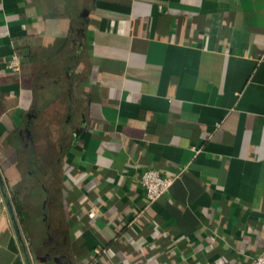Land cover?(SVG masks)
I'll list each match as a JSON object with an SVG mask.
<instances>
[{
    "label": "crops",
    "instance_id": "obj_1",
    "mask_svg": "<svg viewBox=\"0 0 264 264\" xmlns=\"http://www.w3.org/2000/svg\"><path fill=\"white\" fill-rule=\"evenodd\" d=\"M0 178V264H250L264 0H0Z\"/></svg>",
    "mask_w": 264,
    "mask_h": 264
},
{
    "label": "built area",
    "instance_id": "obj_2",
    "mask_svg": "<svg viewBox=\"0 0 264 264\" xmlns=\"http://www.w3.org/2000/svg\"><path fill=\"white\" fill-rule=\"evenodd\" d=\"M20 65L21 61H19V58L13 53L8 58L5 68L7 71L15 73L19 71ZM139 175L138 184L148 204L166 195L173 182V178L152 168H147V170L142 171ZM89 215H91V213ZM250 264H264V251L251 257Z\"/></svg>",
    "mask_w": 264,
    "mask_h": 264
},
{
    "label": "water",
    "instance_id": "obj_3",
    "mask_svg": "<svg viewBox=\"0 0 264 264\" xmlns=\"http://www.w3.org/2000/svg\"><path fill=\"white\" fill-rule=\"evenodd\" d=\"M0 190L2 192V197L4 198V201H5V206H6L8 216L11 218V221L14 224V230H15L16 237H18L19 241L22 243L23 239H22V236L20 235L19 226L17 224V220H16V217L14 214V210H13V207L9 201L8 196H7L2 178H0Z\"/></svg>",
    "mask_w": 264,
    "mask_h": 264
},
{
    "label": "trees",
    "instance_id": "obj_4",
    "mask_svg": "<svg viewBox=\"0 0 264 264\" xmlns=\"http://www.w3.org/2000/svg\"><path fill=\"white\" fill-rule=\"evenodd\" d=\"M12 202H13V206H14L15 213H16L19 221L21 222L22 217L20 215V213H21L20 211L22 210V207H21V205L17 201L14 200V198H12Z\"/></svg>",
    "mask_w": 264,
    "mask_h": 264
}]
</instances>
